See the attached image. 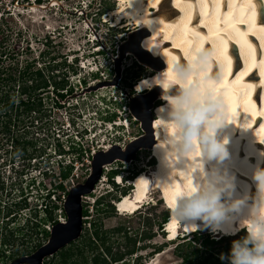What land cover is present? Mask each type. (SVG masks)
<instances>
[{
	"label": "rangeland",
	"instance_id": "rangeland-1",
	"mask_svg": "<svg viewBox=\"0 0 264 264\" xmlns=\"http://www.w3.org/2000/svg\"><path fill=\"white\" fill-rule=\"evenodd\" d=\"M32 1L22 0L19 6H13L10 0H0V233L3 234L0 236V243L6 239L7 232L4 230L7 223H9L8 230L24 229L21 237L11 239L9 237L14 246L0 245V264H5L2 260L4 253L7 257L5 260L9 264L35 253L49 242L51 232L57 224L45 223L41 227L40 234H37L29 229L31 225L27 227L28 220L34 217L35 212L38 213V218L44 219L47 217V212L39 210L20 212L21 206L12 205L15 199L19 201L22 188L26 198L33 197L30 205L33 209H40L41 201H38V198L42 195L37 181L32 182L36 187H28V183L29 186L32 184L31 181L29 182L31 175L26 183L20 184L21 181L15 180L16 173L8 172L11 149H16V146L12 145L13 139L25 140L23 124L29 122L25 120V116L18 115L22 114V108L17 106L24 95L21 87L33 86L50 79L49 86L56 88L54 83H61L59 80L64 78L63 75L59 78L58 73L72 75L73 72L68 69L69 60L76 57L81 61L82 52L85 59H90L94 64L96 60L98 67L104 68V73L98 76L90 74L92 76L90 77L81 70V75L87 76L88 80L81 87L77 78H69V86L77 85L78 90L73 88V96H79L86 101L84 105L80 102L84 113H96L102 109L106 110L107 107L114 113L112 117L114 119L107 120L121 119V126L114 128L117 131L116 135L113 134L114 137H111L112 132H108L109 147L112 148L98 154L99 162H105V167L110 170L107 174L108 181L111 183L118 175L120 186L118 188V184L114 182L117 187L111 189L108 184L100 182L96 186V192L90 195L91 201L87 200L84 203L83 216L86 218V225L81 237L65 248V253L70 252L73 255L67 264H198L200 258L207 257L210 258L208 264H227L219 259L220 255L230 254L232 242L244 235L212 243L210 233L203 231L185 236L174 243L169 242L160 229L169 206L161 202L159 191L156 190L152 194L154 200L147 203L136 215L120 214L118 213L120 211L114 207L113 202L124 191L130 189L131 176L142 172L151 175L156 170V157L152 159L155 153L145 141L148 135L146 123L140 119L135 108V102L140 96L135 94L136 84L142 78L153 75L149 73L152 66L148 61L143 60L138 53L128 47L137 24H132L134 26L132 28L130 22H127L115 29L109 27L116 25L115 23H104L102 15L116 9L118 7L116 1L86 0L88 8L82 3L83 0H60L53 5L48 0H41L36 5H33ZM35 7L36 11H33ZM117 18H121V14ZM95 40H100L101 43L97 44ZM137 42L141 44V39L138 38ZM98 51L102 53L97 55ZM93 53H95L94 58ZM92 66L94 67L92 70L96 71L97 67ZM77 69L76 66L73 71L79 73ZM37 71H41L44 78L37 76L34 81L31 77ZM52 90L54 89L49 88L36 94L40 95L43 101L51 104ZM143 93L147 95L150 92L146 90ZM116 95L119 100L117 103V100L113 99ZM161 101L160 93L156 91L148 109L151 120L155 117V106L160 105ZM94 117L99 118L101 115ZM103 117L105 118V115ZM124 119H127L128 127L123 125ZM10 120H13L10 132L5 133V122L9 123ZM28 135L32 140V131ZM133 155H136V158L128 161L127 159ZM110 160L117 162L106 163ZM16 165L22 170L25 164L20 161ZM112 190H117V194L107 195ZM97 200V204L93 206V201ZM18 211L19 214L8 222L7 214ZM53 216L55 220L59 219L60 212L54 210ZM44 230L50 233L49 237ZM96 233H99V238ZM193 252H198V257L196 254L193 255ZM186 256L190 257L187 259ZM44 264H64V260L57 254L45 260Z\"/></svg>",
	"mask_w": 264,
	"mask_h": 264
},
{
	"label": "clouds",
	"instance_id": "clouds-1",
	"mask_svg": "<svg viewBox=\"0 0 264 264\" xmlns=\"http://www.w3.org/2000/svg\"><path fill=\"white\" fill-rule=\"evenodd\" d=\"M145 27L151 29L150 26ZM95 41L97 44L101 43L100 40ZM145 48L157 53L151 48ZM102 51H98L97 55ZM165 62L168 67L164 71L142 78L135 86L136 95L160 88V99L165 102L156 111L158 114H165L166 118L158 115L155 121H161L167 133V139L159 150L164 153V164L169 174L166 182H157L155 185L174 190L179 173H183L185 178L181 183L189 180L192 182L185 193L175 197L174 207L168 208V219L162 224V235L174 243L185 236L207 231L219 243L246 233L232 242L230 254L222 253L219 259L227 264H264V169L257 168L253 175L255 195L245 193L239 196L236 177L226 163L230 159L229 140L226 137L220 138V132L231 124V114L218 53L213 48H200L195 44L188 50L185 58L171 66ZM152 157L155 158L154 155ZM155 165L157 166L156 163ZM138 176L129 178L131 185L126 195L135 191L134 182ZM119 177L116 175L114 181L109 182L111 189L117 186L119 188ZM147 182L153 185L151 181ZM115 193L117 194V190H112L107 195ZM159 195L161 202H165L161 191ZM124 196L121 194L113 202L117 210L116 203ZM22 203L25 202H13L12 205ZM141 211L138 209L134 213L123 215L133 216ZM171 219L181 225L174 238H171L172 232L169 230ZM197 221L205 229L199 230ZM225 224L232 226L230 230L224 228ZM186 229L194 231L189 233ZM240 231L244 232L237 234Z\"/></svg>",
	"mask_w": 264,
	"mask_h": 264
},
{
	"label": "bare ground",
	"instance_id": "bare-ground-1",
	"mask_svg": "<svg viewBox=\"0 0 264 264\" xmlns=\"http://www.w3.org/2000/svg\"><path fill=\"white\" fill-rule=\"evenodd\" d=\"M223 1L212 0L214 3H219L215 7L209 0H118V7L109 11V14L104 13L103 19L106 23L116 16L115 24H118L124 16L123 18L129 20L130 25L137 24L136 28L132 25L135 33L128 47L138 53L143 60L148 61L152 66L149 69V73H153L152 76L164 71L168 67L165 61L169 63L171 57H176L177 61L185 58V49L189 47L187 41H192V47L196 41L202 40L203 47L212 48L214 40L220 38L226 40L227 51L219 57V64L224 74V82H227V92L231 93V97L227 99L231 124L220 132V138L226 137L229 140L230 159L226 163L230 172L236 177L237 194L243 196L248 193L254 196L252 190L256 187V183L253 175L257 168L264 166V155H262L264 154V102L262 109L258 107L257 102L258 96L263 94L264 98V0H237V9L234 10H231L227 4L220 5ZM32 10L36 11V7ZM119 14L121 18H117ZM214 20L218 21L215 27L212 24ZM185 22L188 32L184 37L185 43H181L180 33ZM229 24H233L234 28L229 29ZM145 26H150L151 29ZM217 28L220 37L213 35ZM197 33L199 35H196ZM138 38L141 39V44H138ZM144 44L157 53L149 52ZM259 57L262 59L260 60ZM156 91L161 96L162 90L158 87L147 95L141 93L135 102V108L140 119L146 123L148 135L145 141L159 158V164L151 175L140 173L134 182L135 191L131 195H125L116 203L122 214L142 210L145 202L154 200L152 194L156 190H162L164 203L172 209L175 197L191 187L190 180L181 183L185 179L183 173L178 174L179 178L175 181L174 190L155 185L157 182H166L169 174L164 164V153L159 150L160 145L167 139V133L162 122L155 121L157 119L151 120V113L148 112ZM162 105L164 104L160 103L158 108ZM240 111H245L246 116L237 115ZM155 115L158 118L157 111ZM159 115L161 118H166L165 114ZM254 120L256 123L253 122ZM168 131L170 133V130ZM263 166L261 169H264ZM140 178L151 181L153 185ZM254 189L256 192V188ZM197 224L199 230L205 229L201 222L197 221ZM228 227L230 225H224L225 229ZM179 228L181 225L171 219L169 223L171 238L175 237Z\"/></svg>",
	"mask_w": 264,
	"mask_h": 264
},
{
	"label": "built area",
	"instance_id": "built-area-1",
	"mask_svg": "<svg viewBox=\"0 0 264 264\" xmlns=\"http://www.w3.org/2000/svg\"><path fill=\"white\" fill-rule=\"evenodd\" d=\"M10 1L13 6H19L22 0ZM48 1L50 4H54V0ZM40 2L41 0H33L32 4L36 5ZM83 3H85V6L88 8L86 1H83ZM94 54L95 53H93V58ZM82 57L81 61H77V58H74V56V59L69 60L68 69H71V72H73L72 75L70 74V76H67V74L59 71L60 73L58 74L60 75H58V77L61 78V75L64 77L59 81H61V83L63 81L67 82L65 88H55L54 86L47 88V90L49 88L54 89L51 92V104L46 103L41 99L42 106L35 108L28 113L22 108L23 117L25 116L26 121L29 120L28 124H23V132L24 135H26V138L25 140H22V138L20 139V142L23 143V145L19 146V144H17L21 149L17 148L16 140L13 139L12 145H15L16 149H11V159L8 160V165L10 166L8 172L11 174L16 173L17 178L15 180L18 179L21 181L20 184H24L26 183L25 181L28 180L27 178L31 175V179L34 178L32 180L30 179L29 182L31 181L32 183L33 180L37 181L39 184L38 189L42 191V195L38 198V201H41L39 205L40 209H33V206H30L33 197L31 196L30 199L26 198L23 188V192H20L21 196L18 198L19 201L15 199L14 203L25 202L29 205L28 207L23 208L21 212L29 210L46 212L48 209L60 212L59 219L54 222L57 224H65L68 222V217L65 212V204L70 193L74 188L85 185L90 180L94 172L93 162L95 158L99 153H105L112 148L109 147V133L112 132L110 136L114 137L113 134L116 135L117 132L114 128H119L120 126L118 125L120 123L122 124V122H120L121 119H119V121L107 120L108 118L113 120L114 118L112 117L114 116V113L113 110L105 106H103V108L105 107L106 110L102 109V111L96 112L97 114L92 112H88L87 114L84 113L81 107L86 104V101L80 99L79 96H73V88L78 90V87L77 85L76 87H74V85L69 86V78H77L79 80L78 85L82 87V85L88 80L87 76H90V74L98 76L104 73V68L98 67L96 60L94 61V64L90 59H85L83 52ZM92 65L97 67L96 71L92 70L94 68ZM76 66L79 73L73 71ZM81 70H84V72L87 73V76H82ZM49 82L51 83L50 79ZM41 90L45 91V89ZM22 98L26 99L27 96L22 95ZM113 99L117 100L116 103L119 101L117 95L114 96ZM80 102H83L82 105H80ZM118 112L121 114L120 110H118ZM100 115L101 117H99ZM103 115H105V118ZM124 122L127 127V119H124ZM30 131H32V140L29 139L28 135ZM24 146H26V150L23 148ZM3 161L6 164V161ZM20 161L25 164L22 170L16 165L17 163H20ZM115 162L117 161L115 160L113 163ZM105 166L106 165L102 166L103 174L97 184L102 182L109 185L107 174L110 170ZM41 179L46 180L42 181ZM5 184H3L4 187H6ZM97 184L92 193L82 196V205H84L87 200H90V195H92L93 192H96ZM15 187L16 185H14V188ZM28 187L33 188L36 187V185L32 183L29 186L28 183ZM96 202L97 201H93V206L96 205ZM36 206L38 208V205ZM85 219L86 218L83 217L84 228L86 225ZM50 225L53 226L52 224Z\"/></svg>",
	"mask_w": 264,
	"mask_h": 264
},
{
	"label": "water",
	"instance_id": "water-1",
	"mask_svg": "<svg viewBox=\"0 0 264 264\" xmlns=\"http://www.w3.org/2000/svg\"><path fill=\"white\" fill-rule=\"evenodd\" d=\"M99 156L93 162L94 172L90 180L85 185L74 188L68 197L65 204L68 222L56 224L46 245L29 256L17 259L12 264H44L45 260L54 257L81 237L84 230L82 196L92 193L103 174L102 166L105 162H99ZM135 156L133 155L127 160L133 161L136 158ZM114 161L110 160L106 163L112 164Z\"/></svg>",
	"mask_w": 264,
	"mask_h": 264
},
{
	"label": "trees",
	"instance_id": "trees-1",
	"mask_svg": "<svg viewBox=\"0 0 264 264\" xmlns=\"http://www.w3.org/2000/svg\"><path fill=\"white\" fill-rule=\"evenodd\" d=\"M40 77V78H44V76L42 75L41 71H37V73L35 75H32L31 78H33V80L35 81L37 78ZM50 82L49 80H43L42 82L36 84V85H33V86H29V87H21L23 89L22 91V94H24L25 96H27V94H29L27 96L26 99H23L21 98L19 103H18V108H24L25 112L28 113L30 111H32L33 109L35 108H38L40 106H42V100H41V97L40 95L36 94L38 91H40L41 89H45L47 90L49 86ZM56 85V88H65L66 85H67V82L66 81H63L62 83H54ZM14 106V104L12 105V107ZM20 116H23V114H18ZM18 117V116H17ZM1 122V121H0ZM12 122L13 120H10L9 123L5 122V125H4V128H5V133H8L10 132V127L12 125ZM16 140V146L18 149H21L19 146L23 145V143L20 142V139H14ZM19 144V146L17 145ZM30 144V143H29ZM25 150L27 149L26 146L23 147ZM116 174V172H115ZM129 190H126L123 192V195H126L128 193ZM100 204V203H99ZM15 206H21L20 207V212L23 210V208L25 207H28L29 205L27 203H22L21 205H15ZM19 211L16 213V212H9L7 215L9 220L8 222L12 219V218H15L18 214H19ZM47 217L44 218V219H40L38 218V213L35 212V215L34 217H32L31 219L28 220V225H31L29 226V229L32 230V231H35L37 234H40V231H41V227L44 226V224L46 223H53L55 222V219H54V216H53V211L48 209L47 211ZM37 213V214H36ZM166 215H165V218H164V222L168 219V212L166 211L165 212ZM8 226H9V223L6 224L5 226V230L7 232V235H6V239L2 240L0 245L1 246H5V247H8V246H11L13 245V243H11L10 239L11 238H14V237H21V235H23V230L24 229H18V230H8ZM26 226V225H25ZM161 231H162V226H161ZM8 230V231H7ZM44 232L46 233L47 237H49L50 233L46 230H44ZM3 234L0 233V236H2ZM243 235H246V233H244ZM96 236L99 238V233H96ZM10 237V239H9ZM230 239H235V238H227L226 240H230ZM212 243H217L218 241H215V240H212L210 241ZM14 246V245H13ZM65 249H63L62 251H60L58 254L61 255L63 257V260H64V264H67L72 258H73V255L72 253H65ZM193 255L196 254L197 257H198V252H193L192 253ZM3 256V259L5 264H9L8 261H6L5 259H7L5 253L2 255ZM190 256H186V258L188 259ZM98 260V259H97ZM210 258H203L201 259L200 258V261L198 262V264H208ZM98 263V261H97Z\"/></svg>",
	"mask_w": 264,
	"mask_h": 264
},
{
	"label": "snow or ice",
	"instance_id": "snow-or-ice-1",
	"mask_svg": "<svg viewBox=\"0 0 264 264\" xmlns=\"http://www.w3.org/2000/svg\"><path fill=\"white\" fill-rule=\"evenodd\" d=\"M218 21H213L212 24H213V27H215L217 25ZM228 28L231 29V28H234V25L233 24H229L228 25ZM188 32V28H187V22H185L181 28V33H180V37H181V43H185V40H184V37H185V34ZM196 35H199L198 33ZM213 35L217 36V37H220V31L219 29L217 28L215 32H213ZM188 43V48L185 49V53L187 54L188 50L191 48V43L192 41H187ZM196 45H198V47L200 48H203V42L202 40H199V41H196ZM212 48L218 53V59L221 55H223V53H226L227 51V42L225 39L223 38H220V39H217V40H214L213 41V44H212ZM177 59L176 57H171L170 61H169V64L170 66L172 64H174V62H176ZM169 79L171 80L172 79V76H171V72H169ZM224 87H227V82L225 81L224 82ZM226 96H227V99H229L231 97V93L230 92H227L226 93ZM143 183V182H142ZM146 186V185H145Z\"/></svg>",
	"mask_w": 264,
	"mask_h": 264
},
{
	"label": "flooded vegetation",
	"instance_id": "flooded-vegetation-1",
	"mask_svg": "<svg viewBox=\"0 0 264 264\" xmlns=\"http://www.w3.org/2000/svg\"><path fill=\"white\" fill-rule=\"evenodd\" d=\"M116 262H117V260H116Z\"/></svg>",
	"mask_w": 264,
	"mask_h": 264
}]
</instances>
